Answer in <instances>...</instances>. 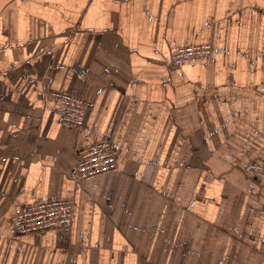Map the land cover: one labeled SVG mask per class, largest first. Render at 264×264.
I'll use <instances>...</instances> for the list:
<instances>
[{"label": "crops", "instance_id": "obj_1", "mask_svg": "<svg viewBox=\"0 0 264 264\" xmlns=\"http://www.w3.org/2000/svg\"><path fill=\"white\" fill-rule=\"evenodd\" d=\"M209 43L204 61L169 51ZM93 103L62 124L47 92ZM107 140L116 169L74 181ZM264 0H0V264H264ZM69 198L68 230L17 235Z\"/></svg>", "mask_w": 264, "mask_h": 264}, {"label": "built area", "instance_id": "obj_2", "mask_svg": "<svg viewBox=\"0 0 264 264\" xmlns=\"http://www.w3.org/2000/svg\"><path fill=\"white\" fill-rule=\"evenodd\" d=\"M212 54L209 43L177 46L169 51L174 66L197 63ZM53 111L59 121L70 127L82 128L93 103L68 92L51 89L47 92ZM116 169V155L107 140L94 141L77 152L74 181L93 179ZM244 172L264 183V159H255L244 165ZM74 220L73 202L69 198H51L18 205L10 220V227L17 235L36 234L53 229L68 230Z\"/></svg>", "mask_w": 264, "mask_h": 264}, {"label": "rangeland", "instance_id": "obj_3", "mask_svg": "<svg viewBox=\"0 0 264 264\" xmlns=\"http://www.w3.org/2000/svg\"><path fill=\"white\" fill-rule=\"evenodd\" d=\"M210 56H211V55H210ZM210 56H209V57H210Z\"/></svg>", "mask_w": 264, "mask_h": 264}]
</instances>
